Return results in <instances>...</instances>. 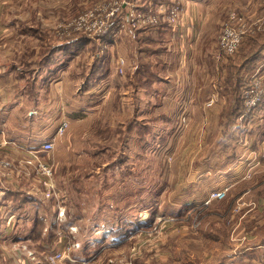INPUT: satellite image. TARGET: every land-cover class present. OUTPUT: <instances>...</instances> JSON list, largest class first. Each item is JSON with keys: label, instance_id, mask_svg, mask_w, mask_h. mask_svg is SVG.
Wrapping results in <instances>:
<instances>
[{"label": "rangeland", "instance_id": "rangeland-1", "mask_svg": "<svg viewBox=\"0 0 264 264\" xmlns=\"http://www.w3.org/2000/svg\"><path fill=\"white\" fill-rule=\"evenodd\" d=\"M97 1L7 0L3 3L4 7L0 12V32H16V28L11 27L8 23L17 16L22 17V19L29 17L33 9H36L40 15L42 13L50 15L53 14L54 8H61L69 17H73ZM173 1L176 0L171 2ZM76 2L78 3L77 6H75ZM171 2H166V5ZM236 2L237 0H220L218 15L216 3L213 4L209 10L210 21L220 18L223 24L228 12L235 8ZM46 3L50 7L41 10V4ZM236 9L249 16L252 14L240 7ZM261 11L259 10V12ZM182 13L178 27L175 28L178 31H180L182 23ZM260 16L263 17V15ZM43 22H47V26L52 28L50 23L53 22V19L43 20ZM36 27L37 31L41 30L39 26ZM81 38L84 39H81L80 46L82 48L84 44H88L86 41L88 39L86 37ZM217 41L218 37L215 48H217ZM53 42L54 40H50L49 45L41 49L38 54L36 53L37 56L30 50L27 57H23V59L21 57L19 64L23 69L26 68L31 71L28 73L29 76L35 75L32 67L38 65V61L42 59L44 52L46 54L47 51L50 52V46ZM136 45L132 40L128 42V46L124 45V49L129 48L133 62H136ZM92 46L94 47V43L83 48L82 54H78L72 59L71 70L75 77L74 82H70L72 85L69 87L72 95L69 93L68 95L71 99L74 96V98H79L77 88L79 85L77 83L83 82L89 73V52L93 49ZM246 46L251 47L245 41L236 53L232 55L221 53L219 57L216 56L217 59L222 57L221 62L228 65L227 76L230 75L229 81L232 76L234 79L241 80V75L243 78L247 72L248 68L242 70L241 73L229 72L231 64L236 66L239 63L238 56ZM98 53L101 54V52ZM219 53L217 50L216 54L219 55ZM91 55L94 56V53ZM115 69L117 72L114 76V82H117L120 87H113L111 90L107 88L106 90H109L110 93L105 98L103 107L100 106L102 115H105L102 123L110 115V120L108 119L110 126L109 129H101V136L97 137V139H102L103 144H107L108 147H104V145L103 147H93L94 138L93 141L82 140L81 147L78 145L72 147L73 145L70 144L68 146L63 140L67 129L63 134L58 133L62 114L72 118L76 111H80L82 114L88 111L86 97L82 99L81 103L69 99L70 103L66 101L62 105L49 103L42 105L41 109H33L29 108L31 104H23L21 106L23 108L20 109L22 98L16 101L15 94L20 95L22 91L28 90V85L23 80L21 82L16 81L19 87H14L10 83L12 99L8 104L0 103L1 119L11 122L17 115H28L29 118V113H35L34 117L38 114L46 116V113H50L49 123L53 119L55 124H58L57 133L59 135H50V138L46 134L34 135L37 136L34 138L28 137L36 147H41V144L46 140H52L55 144V147L50 151L41 152V157L47 160L53 169V175L50 176L48 184L41 180V177L45 176L44 174H37L31 168L20 165L21 158L25 156V150H23L24 153L21 152V157L18 159H14L16 156L12 148L7 149V155L4 154L14 163V171L11 174L8 173L10 169H5V174H0V178H2L0 187L1 184H4L2 187H13L19 191L29 190L31 191L29 197L38 198L42 201V205L29 206L26 202L23 203V195L17 196L18 199L16 198V200H20L22 203V207L18 210L23 208L20 212L22 216L14 215V222H12L11 227L9 226L10 228L8 227L9 230L0 232V264H52L47 260V257L58 251H64V249L67 251L62 253L58 264H68L67 261L71 259L79 264L77 262L79 257L82 258L80 264H254L253 259L260 258L261 251L264 249L255 248L256 244H264V200L255 201L250 193L246 196H241V194L234 196L237 191L240 193L242 190L252 187L253 183H247L252 181L241 180L232 187V189L235 187L232 195H228L224 200H209L212 191L229 186L226 184L220 187L219 184L208 183L209 180L200 182L201 179H206L202 174L210 175L212 173L213 176L220 174V166L215 167L220 163L218 153L220 148L207 147V149L210 148L209 152H212V154L207 155L204 152L207 150L206 148L203 151V147H195V149L194 147H187L186 153L181 158H176L181 148L184 147H119L121 140L114 139L116 130L119 133L122 131L118 123L120 120L124 121L122 116L125 113L130 115L132 111L134 113L136 111L132 110L131 103L124 104L125 106L121 108V105H114L113 100L118 89V91L128 90L125 95H129V99L132 101L135 99V89L133 85L126 88L121 87L120 82L126 83V79L124 78L125 75L120 74L117 70V59ZM232 70L234 71L233 68ZM251 74L245 75L244 82ZM6 81L12 82L14 80L11 76ZM242 85H246V83ZM214 88L220 92L217 86ZM1 93V96L5 94L4 91ZM80 93L82 96L86 95L83 94V91ZM239 94L240 97L243 96V88ZM219 95L220 93L218 95L211 93L206 97L204 103L206 107L214 109L217 107L215 110L212 109L213 111L208 110V112L214 113L220 107V101H217ZM212 99L214 101L210 104ZM12 109L19 110L13 113L11 112ZM184 113L187 115L185 109L182 110L181 115ZM71 120L67 130L70 138L68 141L73 137ZM3 122L6 121H0L1 124ZM78 123L82 122L77 121V128H79ZM188 124L187 115V122L185 124L180 123L179 131L184 130ZM95 127L87 122L85 125L86 133L90 135L92 130L96 129ZM4 138L11 143H13L12 140L16 144L21 143L9 135ZM10 144L1 146L10 147ZM200 149L203 152L200 151V153ZM237 149L239 154H245L248 161L250 159L253 163L256 162L253 164L255 166L253 170H256L255 183L260 189H263L264 158L255 157V155L248 158V149L245 147H237ZM210 159H215L212 162L214 167L209 169L211 173L206 174L207 167H204V164ZM194 160L195 165L192 167L190 164L188 167L185 166L188 161ZM240 169L242 170V168ZM244 170L246 172L248 169L244 168ZM3 175L4 177H2ZM232 189L229 191L232 192ZM238 204L241 205V208L235 211L234 209ZM4 209V213H0V229L7 226L8 207L5 206ZM12 210L14 209L12 208ZM60 210H64L63 219H57ZM36 218L43 220V226L37 230L39 229L38 231L44 233L45 237L37 240L30 235V229L36 228V225L39 224H36ZM119 230V236L112 235L114 231ZM114 241L117 243H113ZM67 245H71L73 249L78 248L68 252Z\"/></svg>", "mask_w": 264, "mask_h": 264}, {"label": "crops", "instance_id": "crops-1", "mask_svg": "<svg viewBox=\"0 0 264 264\" xmlns=\"http://www.w3.org/2000/svg\"><path fill=\"white\" fill-rule=\"evenodd\" d=\"M132 1L137 5L139 4L141 9H147L150 5L162 2L168 3L172 0ZM180 1H182L183 5L180 31L169 24L141 30L128 29L121 33L116 38V41H112L108 37L87 38L88 44H84L82 48L81 46H71L70 43L82 41L81 39L83 38L75 36L62 39L58 36L57 24L71 18L61 8H54L52 10L53 14L50 15L45 13L40 15L36 9H33L29 17L23 19L19 16H17L18 19L14 17L8 24L16 28V32H0V103L8 104L11 101L10 83L14 87H19L16 84L17 80L19 82L23 80L28 85V90L22 91L20 95L15 94L16 101L22 98L20 109L23 108H21L23 104H31L29 108L33 109H41L42 105L49 103L62 105L66 101L70 103L69 99L77 100L81 103L82 99L86 97L88 111L84 114L76 111L73 113L72 118L65 114L60 115L61 121L64 119L69 120V125L72 119L73 137L68 141L70 139L67 132L68 126L64 136L65 139L63 140L68 146L73 145L72 147H74L78 145V147H81L82 140L93 141L92 139L94 138L95 143L92 146L103 147L102 139H97V137L101 136V129H109L110 115L106 117L109 120L104 119L102 123L105 115H102L100 106L103 107L102 104L110 93L109 90H106L107 88L111 90L113 87H120L117 82H114V76H116L115 73L117 72L115 69L116 59L124 56L128 60L127 71L124 74L125 77L123 76L126 79V83L120 82V84L123 88L133 85L135 99L131 101L129 95H125L128 90L118 91L117 89L113 102L114 105H121V108L125 106L124 104L128 105L131 103L132 110H135L136 113L132 111V115L126 113L124 115V112H122L124 121L120 120V123H118L122 131L119 133L116 130L114 136V139L121 140L119 147H184L181 148L176 158H181L186 153L187 147H194V149L195 147H203V151L207 147H218L220 148V152H218L220 163L215 167L220 166V174L211 175L212 173L209 169L214 167L212 162L215 159H210L204 164V167H207L206 174H211H202L206 179H201L200 182L209 180L208 183L219 184L220 187L228 184L231 185V191L232 187L241 180H251L252 182H245L253 183L252 187H248L240 193L237 191L234 196L240 194L241 196H246L250 193V196L255 201H263L264 186H262L263 189H260L255 183L256 170H253L255 167L253 164H256V162L253 163L250 159L248 161L245 154H239L237 147L248 149V158H252L254 155L255 157L264 158V102L255 109L252 115L244 118L242 117L243 96L240 97L239 94L241 88L245 86L242 84L246 83V81L244 82L245 75L253 73L261 64L264 67V43L258 52L250 58L245 56L249 51V47L246 46L241 50L238 56L239 63L236 65L237 70L238 73H241L242 70L248 68L247 72L243 78L241 75V80L234 79L232 76L229 81L228 77L230 75L227 76L228 65L221 62L222 57L220 59L216 58V40L222 22L220 18L210 21L209 16V10L215 3L218 15L220 0ZM4 2H7V0H0V12L3 10ZM236 3L235 8L240 7L247 13H252V16L263 15L264 17V0H237ZM77 5L78 3L76 2L75 6ZM49 7L48 3L41 4V10H46ZM37 9L40 10L39 8ZM259 10L262 11L259 12ZM48 19H53V22L50 23L52 28L47 26V22H43V20ZM36 26H39L41 30L37 31ZM260 31L264 32V24L263 29ZM50 40H54V42L50 46L51 50L48 53V57L40 59L38 65L32 67L35 75L29 76L28 73H31V71L26 68L23 69L21 64H19L21 57L22 59L27 57L30 50L37 56L41 49L49 45L48 42ZM130 40L137 44L136 62L131 61L129 48L124 49V45L128 46ZM91 43H94V47L92 46L93 49L89 52V73L83 82L80 83L79 81L77 83L79 85L77 87L79 98H74V96L71 99L68 95V93L71 94L69 87L72 85L70 82H74L75 77L72 75L73 71L71 70L72 59L78 54L81 55L83 48H87ZM98 52H101V54ZM93 53L94 56L91 55ZM136 68H138L137 74ZM11 76L14 81H6ZM214 86H217L220 92ZM2 91L5 92L3 96H1ZM80 91H83V94L86 95L82 96ZM211 93H216L217 95L220 93L219 100H217L220 101V107L214 113H210L208 110H215L217 107L214 109L204 105L206 97ZM124 99H126V102H124ZM183 109L186 110L189 124L184 130L179 131L178 125L180 124L179 121ZM15 110L12 109L11 112L16 113L19 109ZM34 115L35 113H29V118L28 115H17L11 122L2 120L0 115V121H6L2 124L0 123V142L7 135L21 141V143L19 142L20 144H16L12 140L13 143L9 145L10 147L0 146V157H8L4 156V154L7 155V149L10 148H12L16 156L14 159L21 157V152L24 149H37L39 146L36 147L31 142V139H28L29 136L34 138L38 135L46 134L50 138V135H59L57 133L58 124L56 125L53 119L49 123L50 113H46V116L38 114L34 117ZM77 121L82 122L78 123L79 128H77ZM87 122L92 127L96 126V129H93L90 135L86 133L85 125ZM120 136L122 137L120 138ZM114 145L116 144L114 143ZM104 147H108V145L105 144ZM209 151L210 148L204 152L207 155L212 154ZM189 164L192 167L196 162L195 160L188 161L185 166L188 167ZM244 168L248 170L245 172ZM0 188H2V185ZM6 189V192L11 195L5 196L6 193L4 194L5 201L0 203V213H4L6 206L8 209L12 207L14 209L12 210L11 208L13 213L17 214L18 212L22 216L20 212L23 208L18 211L22 207V203H20V200H16V198L18 199V192L21 191L8 186ZM234 189L235 187L232 192H228V195H232ZM26 191H24V195L28 197L30 193H28L29 190ZM227 196L220 200L226 199ZM26 204L29 206L42 205V201L37 198L31 202H26ZM2 230L7 232L9 228H2L0 232ZM30 230L32 238L35 237V240H37L35 228ZM43 234L41 232L40 237L45 238ZM255 248H264V244H256ZM262 250L261 257L253 259L254 264H264V249ZM67 262L68 264H76L72 259Z\"/></svg>", "mask_w": 264, "mask_h": 264}, {"label": "built area", "instance_id": "built-area-1", "mask_svg": "<svg viewBox=\"0 0 264 264\" xmlns=\"http://www.w3.org/2000/svg\"><path fill=\"white\" fill-rule=\"evenodd\" d=\"M183 10L182 1L176 0L169 5L160 3L150 5L147 9H141L132 0H98L91 6L82 10L79 14L69 18L68 20L61 21L57 24L58 36L62 39L70 37H86V38H101L108 37L112 41L128 29H140L145 27H159L163 24H169L173 28L178 27L181 13ZM263 29V17L249 16L239 11L236 8L231 9L225 20L223 21L221 31L218 36L217 50L223 55H232L238 51L242 41L247 34H255ZM128 67V60L124 56L117 58V70L120 74H125ZM243 114L242 117L247 118L253 114L255 109L264 102V67L259 65L257 69L246 79V85L243 88ZM214 101L212 99L210 104ZM187 122V115H181V124ZM69 126V120L64 119L58 127V133L63 134ZM6 138L0 142V146L10 144ZM54 142L46 140L34 150L24 149L25 156L21 160L24 167H29L37 174H44L41 180L48 184V180L53 175L52 166L49 162L41 157L42 151H50L53 149ZM40 148V149H39ZM10 169L8 173H13L14 163L7 158L0 157V174H5L4 170ZM4 177V175L2 176ZM2 178H0V181ZM4 185V184H1ZM7 186L0 188V203L5 201L4 194L6 193ZM230 185L214 190L209 195V200L222 199L228 195ZM28 193H31L29 191ZM241 205L235 207V211L239 210ZM7 226L5 229L12 225L13 217L16 215L12 210L8 209ZM18 215V213H17ZM64 210H60L57 219H63ZM9 227V228H10ZM68 246V252L74 251L71 245ZM75 245L73 244V247ZM80 247V246H79ZM72 249V250H71ZM71 250V251H70ZM64 251H67L64 249ZM64 251H58L54 255L47 257L52 264H58ZM82 258H77L80 264Z\"/></svg>", "mask_w": 264, "mask_h": 264}, {"label": "trees", "instance_id": "trees-1", "mask_svg": "<svg viewBox=\"0 0 264 264\" xmlns=\"http://www.w3.org/2000/svg\"><path fill=\"white\" fill-rule=\"evenodd\" d=\"M148 28H150V27L140 28L139 30H141V29H148ZM263 33H264L263 31H260V32H258L256 34L249 33V34L246 35V37L242 41V43L246 41L248 44L251 45V47H249V51L245 54V56L247 58H250V57L254 56V54H256L258 52V50L261 48L262 44L264 43V37L262 35ZM81 42L82 41H74V42H72L70 44H71V46L74 45V47H78V46L81 45ZM48 52L49 51H47V54L44 52L42 59H46L48 57ZM232 68L234 69V71L232 70ZM236 70H237V67L234 66L233 64H231L230 65V68H229V72L230 73H233V72H236L237 73L238 70L237 71ZM137 72H138V68H136V74H137ZM242 110H243V108H242ZM179 123H181V119H180ZM18 193H19L20 196L21 195L24 196L23 203H25V202H31L34 199V197H29V195H28V197H26V195H24L25 194L24 191H21V192H18ZM6 195H11V194L9 192L8 193L6 192L5 196ZM35 221H36V224L39 223L38 225H36L35 230H36V236H37V238L40 239L41 238L40 237L41 236V231H38V230L41 228V226H43V220H41L39 218H36ZM37 228H39V229L37 230ZM118 233H120V230L119 231H114L112 235L119 236L120 234H118ZM114 240H118V239H114ZM113 243H117V241H114Z\"/></svg>", "mask_w": 264, "mask_h": 264}, {"label": "bare ground", "instance_id": "bare-ground-1", "mask_svg": "<svg viewBox=\"0 0 264 264\" xmlns=\"http://www.w3.org/2000/svg\"><path fill=\"white\" fill-rule=\"evenodd\" d=\"M7 159H9V157H6Z\"/></svg>", "mask_w": 264, "mask_h": 264}]
</instances>
